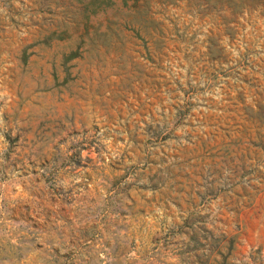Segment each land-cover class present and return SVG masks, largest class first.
I'll return each mask as SVG.
<instances>
[{
    "label": "rangeland",
    "instance_id": "rangeland-1",
    "mask_svg": "<svg viewBox=\"0 0 264 264\" xmlns=\"http://www.w3.org/2000/svg\"><path fill=\"white\" fill-rule=\"evenodd\" d=\"M0 264H264V0H0Z\"/></svg>",
    "mask_w": 264,
    "mask_h": 264
}]
</instances>
